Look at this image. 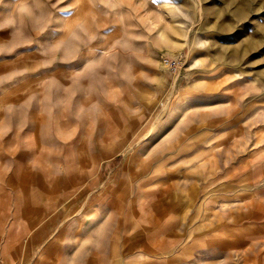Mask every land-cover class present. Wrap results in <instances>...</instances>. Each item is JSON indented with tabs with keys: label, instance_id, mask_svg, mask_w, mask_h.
Listing matches in <instances>:
<instances>
[{
	"label": "rangeland",
	"instance_id": "1",
	"mask_svg": "<svg viewBox=\"0 0 264 264\" xmlns=\"http://www.w3.org/2000/svg\"><path fill=\"white\" fill-rule=\"evenodd\" d=\"M2 230L31 262L264 264V0H0Z\"/></svg>",
	"mask_w": 264,
	"mask_h": 264
},
{
	"label": "crops",
	"instance_id": "2",
	"mask_svg": "<svg viewBox=\"0 0 264 264\" xmlns=\"http://www.w3.org/2000/svg\"><path fill=\"white\" fill-rule=\"evenodd\" d=\"M16 232H19V228H15ZM42 232L44 230H37L35 227L29 226L27 228V232L32 233L34 235H31L30 238L33 241H36L38 237L35 233ZM5 230L0 231L2 235H0V264H85L84 259L79 257L76 262L73 259L66 260L62 257H54V256H44V257H38L35 259L34 262H31V259L26 256H21V247L20 242L14 241L11 242V246L13 247V253H9L6 249V240L10 238V236H5ZM64 244V242H62ZM52 244L54 245L52 248H50V253H55L58 250H62L60 253L64 255L66 248H60V243L53 240ZM60 248V249H59ZM79 254V253H78ZM95 264H99L98 262H95Z\"/></svg>",
	"mask_w": 264,
	"mask_h": 264
},
{
	"label": "snow or ice",
	"instance_id": "3",
	"mask_svg": "<svg viewBox=\"0 0 264 264\" xmlns=\"http://www.w3.org/2000/svg\"><path fill=\"white\" fill-rule=\"evenodd\" d=\"M69 2H70V0H69ZM74 14V13H73Z\"/></svg>",
	"mask_w": 264,
	"mask_h": 264
}]
</instances>
